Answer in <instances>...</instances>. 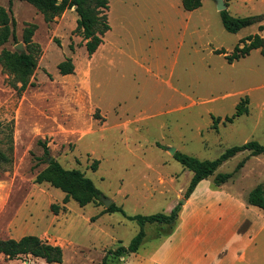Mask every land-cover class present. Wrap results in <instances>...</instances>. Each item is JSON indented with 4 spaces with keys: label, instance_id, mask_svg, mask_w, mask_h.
Segmentation results:
<instances>
[{
    "label": "rangeland",
    "instance_id": "rangeland-1",
    "mask_svg": "<svg viewBox=\"0 0 264 264\" xmlns=\"http://www.w3.org/2000/svg\"><path fill=\"white\" fill-rule=\"evenodd\" d=\"M108 1L110 29L102 50L88 57L85 40L74 32L73 7L48 22L26 1L0 0L11 9L17 41L4 47L19 51L20 43L25 51L23 29L32 23V41L41 50L32 85L21 92L20 82L0 65V150L10 158L0 160V239L38 235L61 246V264H100L105 255L107 264H123L121 256L107 251L128 245L139 225L117 211L99 215L103 200L127 214L165 212L170 203L176 205L192 172L169 147L204 160L249 140L264 145V55L253 49L228 63L214 52L217 47L231 52L240 37L257 30L255 24L226 31L215 0H202L188 20L181 0ZM251 14L243 10L239 16ZM65 57L75 68L61 75L57 64ZM245 95L247 114L211 128L212 115L233 114ZM246 152L223 162L206 180L213 183L216 173L233 172ZM53 158L91 178L99 200L83 207L74 200L63 204L60 189L35 183ZM94 160L99 161L95 170ZM234 181L244 190L263 183L264 154L249 157ZM52 203L61 206L57 214ZM144 230L147 237L161 238L169 226L146 223ZM0 264L48 263L0 254Z\"/></svg>",
    "mask_w": 264,
    "mask_h": 264
},
{
    "label": "trees",
    "instance_id": "trees-1",
    "mask_svg": "<svg viewBox=\"0 0 264 264\" xmlns=\"http://www.w3.org/2000/svg\"><path fill=\"white\" fill-rule=\"evenodd\" d=\"M12 1V0H9ZM30 3L41 14L46 21H51L55 16L60 15L65 10L75 7L77 14L75 33H78L85 40L84 46L88 57H90L102 44L104 34L110 29L108 22L107 9L108 0H23ZM229 0H225V4ZM182 7L191 11L201 6L202 0H181ZM221 23L224 29L230 33H236L241 28L260 22L263 19L262 14L249 15L243 17L232 16L227 9L219 11ZM15 19L12 16L11 9L0 5V65L8 73L12 74L17 82H20L18 91L21 92L32 85L30 78L37 66V58L40 54L39 44L32 41V36L36 29L35 24L28 23L23 29L22 41L25 44V51L10 50L4 45L10 40L16 41ZM264 29V25L259 24L258 30ZM54 41L59 44L58 39ZM253 49H260L264 55V38L260 34H250L241 38L234 46L231 52L226 53L222 48L215 49L218 54H225L224 58L228 63L246 57ZM74 63L71 57H65L57 64V69L61 75L73 73ZM249 97H241L235 105V111L224 118L212 115L213 123L211 128L217 129L218 124L230 123L242 114L248 113ZM45 155L49 154L45 141L41 142ZM248 150L250 155H259L264 153V145L256 140H249L239 145H233L225 149L219 156L214 159H198L192 155L175 151L173 157L185 168L192 172L191 179L187 185L183 198L187 199L196 185L202 179L213 175L216 169L226 160L233 157L241 151ZM243 158L238 162L233 172L216 173L213 178L214 185H220L228 181L233 173L240 169L246 162ZM0 160L10 161L8 155L0 150ZM98 160H94L91 167L97 168ZM35 183H49L52 187L60 189L64 193L62 203L74 200L79 206L97 202L100 198V190L96 187L91 178L85 175L83 171L77 168H64L54 158L47 162L46 166L39 170L34 178ZM247 202L251 205L258 206L264 210V183L256 184L247 195ZM181 200L168 212H157L152 214H127L120 205L114 202L109 204L99 212L103 213L120 212L128 220L136 221L139 230L131 239L128 245H119L115 249H109L107 253L116 256H124L130 252H136L146 238L144 230L146 223H156L159 225L169 226V235L175 228L178 212L181 207ZM60 205L52 203L50 210L57 214ZM64 207V206H63ZM93 216L91 220H94ZM0 254L8 259L18 258L24 255H31L44 259L48 264H61L63 261V250L61 246L51 244L43 240L38 235L26 234L18 239L5 238L0 239ZM100 264H107V256H103Z\"/></svg>",
    "mask_w": 264,
    "mask_h": 264
},
{
    "label": "crops",
    "instance_id": "crops-1",
    "mask_svg": "<svg viewBox=\"0 0 264 264\" xmlns=\"http://www.w3.org/2000/svg\"><path fill=\"white\" fill-rule=\"evenodd\" d=\"M182 9L186 20L196 10ZM226 9L237 17H241L243 10H251V15L262 14L263 19L254 23L257 30L251 34L258 33L264 38V29L258 30L259 24L264 25V0H229ZM95 53L98 51L94 56ZM225 54L221 53L223 57ZM88 61L91 64V58ZM245 151L246 161L257 156ZM244 166L220 185L207 178L199 181L181 204L173 231L161 238L146 236L138 251L120 257L123 264H264V210L247 202L248 192L254 186L244 190L234 181ZM174 206L170 203L165 212Z\"/></svg>",
    "mask_w": 264,
    "mask_h": 264
},
{
    "label": "water",
    "instance_id": "water-1",
    "mask_svg": "<svg viewBox=\"0 0 264 264\" xmlns=\"http://www.w3.org/2000/svg\"><path fill=\"white\" fill-rule=\"evenodd\" d=\"M73 8H75V7H73ZM216 8H217L218 11H221V10L226 9V4H225L224 0H216ZM16 49H18L19 51L22 52V50H21V44L20 43H18L16 45ZM168 150H169L170 154H172V155L176 151L174 148H171V147H169ZM184 201H185V199L182 198L181 199V202L183 203ZM103 203L107 207L109 204H111V201L110 200H107V199H104L103 200Z\"/></svg>",
    "mask_w": 264,
    "mask_h": 264
}]
</instances>
